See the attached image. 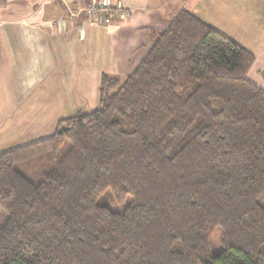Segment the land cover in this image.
Segmentation results:
<instances>
[{
  "label": "trees",
  "instance_id": "obj_1",
  "mask_svg": "<svg viewBox=\"0 0 264 264\" xmlns=\"http://www.w3.org/2000/svg\"><path fill=\"white\" fill-rule=\"evenodd\" d=\"M152 36L98 107L0 153V264H264L256 56L185 9ZM44 155L38 181L17 168Z\"/></svg>",
  "mask_w": 264,
  "mask_h": 264
},
{
  "label": "crops",
  "instance_id": "obj_2",
  "mask_svg": "<svg viewBox=\"0 0 264 264\" xmlns=\"http://www.w3.org/2000/svg\"><path fill=\"white\" fill-rule=\"evenodd\" d=\"M171 1L112 0L130 15L51 25L58 1L0 0V153L52 135V121L43 116L84 112L85 99H99L101 77L130 75L151 49L153 32L165 30L182 9L224 34L223 25L211 21L223 11L226 19L233 7L232 18H252L243 25L256 29L245 32L253 37L237 42L256 56L248 77L264 89V0H245L252 12L240 5L244 0Z\"/></svg>",
  "mask_w": 264,
  "mask_h": 264
},
{
  "label": "rangeland",
  "instance_id": "obj_3",
  "mask_svg": "<svg viewBox=\"0 0 264 264\" xmlns=\"http://www.w3.org/2000/svg\"><path fill=\"white\" fill-rule=\"evenodd\" d=\"M45 1L46 0H44V2ZM48 1H50V0H48ZM57 1L60 3V5H59V7L54 8L55 10H52V12L56 13V11L59 10L58 11L59 13L57 14V16L52 18V20L49 21L51 23V25H54L55 23L61 24L62 22H66V21H71V22L80 21V22H84V23H89V22L94 21V20L100 21V19H102V18H104L105 22H109V21H112V20L120 17L119 16L120 13L115 12V8H109L110 11L108 13H110L111 15L102 16V18H100L99 16H101V15H100L98 10H101V8L99 7V4L102 2V0H77L76 2L75 1L72 2V0L71 1L70 0H51V2L46 3V5L51 6L52 4H55ZM167 2L170 3L172 1L167 0ZM240 5L244 9L245 8L247 9V7H248L250 9L249 11L252 12V4H248L244 0V4H240ZM43 6H44L43 4H40V5L38 4V10L44 9ZM116 6H119V8H123V9L125 7L122 3L121 4L115 3L114 7H116ZM49 8H51V7H49ZM61 9H63L64 11L62 12ZM117 9H116V11H117ZM93 10H95L96 13H93ZM127 10H128V8H127ZM73 13H76V14L71 16V14H73ZM130 13H131V10H128L127 15H130ZM235 14H236V9H235V7H233L232 10L228 9L227 16L230 19L225 18V12L223 11V13H222L223 18H221L220 15H218L216 17V19H215V17H213L215 20H211V21H213V22L217 21L220 25L222 24L224 27V30L227 31L225 35L229 36L230 38L232 37L231 39H233L236 42L237 41L243 42V41H246L247 39H250L251 37H253V35L251 33L246 34L245 32L248 30L256 32V29H252V28L248 29L243 25L244 23L251 22L252 18L239 17V20H241V21H239L236 17L232 18V16ZM244 14H246V13H244ZM244 16H247V14ZM251 27H253V26H251ZM257 30H259V29H257ZM237 43L240 44L241 42H237ZM112 77H114V76H112ZM121 77L124 78V76H121ZM94 100L95 101L93 103H91L92 99H85L84 103H83V105H85V108L83 107V109H82V111H84V112H81V113H88V112L92 111L93 109H95L96 107H98V105H99L98 101L100 100V92H99V99L95 98ZM73 101L76 102L79 100H73ZM95 104L96 105L98 104V105L96 106ZM70 115L61 116L57 113H54V114H52V116L51 115L49 117L43 116V118L47 122L50 120L52 121V127H53V130L55 132L59 122L62 119L69 117ZM36 117L40 118V115H37ZM41 121H43V120H41ZM54 164H55V161L52 159V157L50 155H44V157H36L32 160H29L26 162H21L18 164L17 168L20 171H22L25 175H27L31 180L38 181L40 176L42 174L46 173L49 169H51ZM5 215H6L5 212L0 211V225L3 222ZM211 241H212V252L215 253V252L219 251L222 247L221 246V232L219 230H216L215 232H213V234L211 236Z\"/></svg>",
  "mask_w": 264,
  "mask_h": 264
},
{
  "label": "built area",
  "instance_id": "obj_4",
  "mask_svg": "<svg viewBox=\"0 0 264 264\" xmlns=\"http://www.w3.org/2000/svg\"><path fill=\"white\" fill-rule=\"evenodd\" d=\"M114 5L115 4L111 0H102V2L99 4V7L101 8V10H98L100 15H101L99 17L102 18V16L111 15L110 13H108L110 11L109 8H115V12L120 13L119 16H121V17L127 16V14H128L127 8L124 7V9H125L124 10L123 8H119V6L114 7ZM116 9H117V11H116ZM93 13H96L95 10H93ZM74 14H76V13L71 14V16ZM100 21H104V18L100 19Z\"/></svg>",
  "mask_w": 264,
  "mask_h": 264
}]
</instances>
